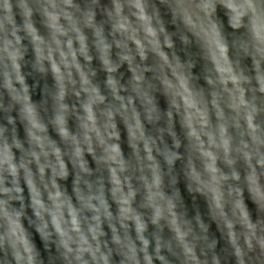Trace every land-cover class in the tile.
<instances>
[{
    "label": "clouds",
    "instance_id": "obj_1",
    "mask_svg": "<svg viewBox=\"0 0 264 264\" xmlns=\"http://www.w3.org/2000/svg\"><path fill=\"white\" fill-rule=\"evenodd\" d=\"M0 264H264V0H0Z\"/></svg>",
    "mask_w": 264,
    "mask_h": 264
}]
</instances>
